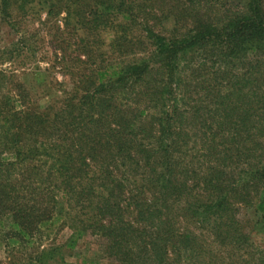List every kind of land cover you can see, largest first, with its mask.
<instances>
[{
  "label": "trees",
  "instance_id": "16d2710c",
  "mask_svg": "<svg viewBox=\"0 0 264 264\" xmlns=\"http://www.w3.org/2000/svg\"><path fill=\"white\" fill-rule=\"evenodd\" d=\"M32 5L64 14L100 60L47 106L0 88L7 246L57 225L66 247L96 237L115 264H264V0H0V13L10 24ZM134 27L148 58L111 65L105 32ZM114 43L116 60L130 53Z\"/></svg>",
  "mask_w": 264,
  "mask_h": 264
},
{
  "label": "rangeland",
  "instance_id": "374dc122",
  "mask_svg": "<svg viewBox=\"0 0 264 264\" xmlns=\"http://www.w3.org/2000/svg\"><path fill=\"white\" fill-rule=\"evenodd\" d=\"M15 6L9 10L12 26L3 20L0 13V71L4 73L1 78L3 83L0 84L2 92L8 94L6 91L11 90L13 85L19 86L14 94L26 96L43 107L61 98L63 92H71L76 85L86 87L97 61L100 60L97 46L82 47L74 37L67 35L63 31L64 14L56 23L55 20L48 22L45 11L41 9L45 7H39L41 12L35 14L37 6L32 5L33 11L29 10L24 14V10ZM57 26L63 34L56 32ZM172 28L173 20L167 18L158 24L156 30L165 33ZM114 36L115 43L116 38L117 41L123 40L124 44L128 41L132 43L129 47L130 53L119 60H116L119 52L110 45ZM94 41L97 42L96 38H90V44ZM103 41L107 55L112 56L106 57L112 60L111 65L114 66L137 62L149 56V46L143 40L138 27L119 29L116 35L113 31H106ZM55 45L62 46L63 53L55 49ZM240 217L255 219L248 210L242 211ZM5 232V228L0 229V264H62L61 258L64 260L63 264H78L80 255L94 264H115L106 257L102 240L96 237L86 236L78 240L73 248L66 247L71 234L68 228L60 229L56 225L42 239L36 240L30 235L26 242L16 244L13 248L7 246ZM261 241V249H264V236L256 243Z\"/></svg>",
  "mask_w": 264,
  "mask_h": 264
}]
</instances>
